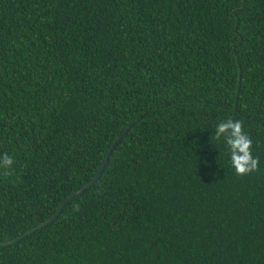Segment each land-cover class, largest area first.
I'll use <instances>...</instances> for the list:
<instances>
[{
    "label": "trees",
    "instance_id": "trees-1",
    "mask_svg": "<svg viewBox=\"0 0 264 264\" xmlns=\"http://www.w3.org/2000/svg\"><path fill=\"white\" fill-rule=\"evenodd\" d=\"M5 153L0 264H264V0H0Z\"/></svg>",
    "mask_w": 264,
    "mask_h": 264
},
{
    "label": "clouds",
    "instance_id": "clouds-1",
    "mask_svg": "<svg viewBox=\"0 0 264 264\" xmlns=\"http://www.w3.org/2000/svg\"><path fill=\"white\" fill-rule=\"evenodd\" d=\"M242 120L228 118L218 123L215 131L217 141L223 139L230 153V160L235 174L239 177L258 171L259 157L252 154L253 142L244 131ZM15 160L7 153L0 156V175L5 177L13 174ZM78 210V206H77Z\"/></svg>",
    "mask_w": 264,
    "mask_h": 264
},
{
    "label": "water",
    "instance_id": "water-1",
    "mask_svg": "<svg viewBox=\"0 0 264 264\" xmlns=\"http://www.w3.org/2000/svg\"><path fill=\"white\" fill-rule=\"evenodd\" d=\"M130 127V124H128L125 129L115 138V140L113 141V143L110 145L104 159H103V162L100 166V168L97 170V172L95 173V175L92 177V179L85 185H83L82 187H80L79 189H77L76 191H74L72 194H70L69 196H67L62 202L61 204L59 205V207L57 208V210L53 213V215L51 217H49L47 220L45 221H42L41 223H39L38 225L26 230L23 234H21L20 236L16 237V238H13L11 240H8V241H4L2 242L3 244H10V243H13L15 242L16 240L20 239L21 237L35 231L36 229L42 227L43 225L53 221L57 216L58 214L60 213V211L62 210V208L66 205V203L71 199L73 198L74 196H76L78 193H80L84 188L90 186L93 182L96 181V179L99 177V175L101 174V172L103 171L106 163H107V160H108V155L111 151V149L113 148L114 144L126 133L127 129Z\"/></svg>",
    "mask_w": 264,
    "mask_h": 264
}]
</instances>
